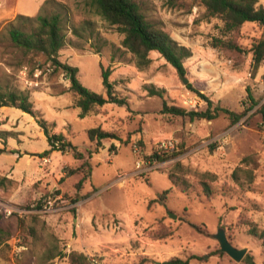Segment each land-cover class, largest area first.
I'll list each match as a JSON object with an SVG mask.
<instances>
[{"label": "rangeland", "instance_id": "1", "mask_svg": "<svg viewBox=\"0 0 264 264\" xmlns=\"http://www.w3.org/2000/svg\"><path fill=\"white\" fill-rule=\"evenodd\" d=\"M44 1L0 0V33L17 15L35 17ZM56 1L67 7L76 27L80 29L83 21H89L93 31L91 36L86 31L77 38L68 29L58 60L77 65L79 82L103 97L101 66L109 69L116 94L131 99L133 106L128 102L127 107L106 104L80 117L70 94L54 101L68 105L63 116L46 111L47 99L40 102L45 112L41 117L61 125L66 122L68 127L58 133L85 150V158L87 150L94 151L86 133L91 128H111L123 142L104 140L103 147L92 153L91 175L82 183L81 192L76 190V181L71 185L66 182L74 169L63 162L73 163L74 157L58 151L41 157L49 149L41 136L24 144L22 149L28 155L23 151L19 158L17 153L0 155V227L10 233L9 239L0 243V264H69L66 255L76 250L69 247L75 236L72 223L81 216L80 206L87 215L94 214L101 224L106 223L107 232L118 233L124 228L135 232L121 247L101 244L110 239L108 234L90 232L94 242L101 244L90 254L84 253L92 264H163L171 258L189 259V264H247L243 261L246 256L253 264H264V242L255 235L264 232V125L259 113L264 103V62L253 71L250 53L251 45L264 33L262 28L244 23L225 36L222 21L206 17L205 9L192 0H178L172 7L167 0H134L148 20L159 23L172 39L191 51L184 61L188 81L184 84L156 52L149 55L150 65L138 70L132 55L121 47L123 36L85 11L83 0ZM257 6L264 8V0H257ZM215 39L230 40L242 52L214 48ZM48 67L52 68L42 55L27 63L0 43V88L23 91L29 99L30 91L62 93V86L56 84L59 78L63 83L62 73L48 72ZM145 86L164 90V94L151 96ZM194 95L200 100L198 112L205 110V98L212 108L244 116L233 124L222 112L212 120L192 122L160 113L163 101L189 111L183 101ZM49 126L53 130V124ZM170 141L177 156L161 163L151 161L154 151L172 153L169 147L159 149L161 143ZM170 173L186 178L193 186L180 193L172 188L167 177ZM198 179L211 184L210 199L204 196ZM167 190L164 205L148 207L150 200ZM47 202L51 209H43ZM95 222L93 218L91 225ZM115 223H120L118 228ZM221 228L233 247L246 248L240 262L219 253L213 235ZM149 230L171 236L155 243L144 238Z\"/></svg>", "mask_w": 264, "mask_h": 264}, {"label": "trees", "instance_id": "2", "mask_svg": "<svg viewBox=\"0 0 264 264\" xmlns=\"http://www.w3.org/2000/svg\"><path fill=\"white\" fill-rule=\"evenodd\" d=\"M178 0H167L169 6H175ZM205 9L206 17L218 18L223 23L222 32L226 36L237 31L244 23H255L264 31V8L257 6V0H192ZM83 8L104 21L110 26L115 27L116 31L123 36L121 47L132 55L134 65L138 70L147 68L151 59L150 53L156 52L164 61L169 64L178 76L186 75L184 61L191 56V51L185 46L180 45L171 36L163 30L159 23L150 21L146 18L142 8L134 0H83ZM77 38H82L85 32L91 36L93 31L89 21H83L79 29L74 25L70 18L67 7L56 0H45L35 17H27L17 15L15 19L8 23L0 33V43L3 42L6 47L18 53L24 58L25 62H31L32 58L42 55L46 62H49L53 68V72L62 73L70 83V92L74 97V104L80 109V117L92 112L96 107H102L105 104H114L116 106H126V99L120 97L114 91L113 85L109 82V69L101 66L102 87L105 91V97L96 94L84 87L77 79V68L61 63L58 60L60 50L66 45V32ZM212 46L226 51L242 52L240 48L230 40H213ZM253 71H256L260 64L264 62V33L255 41L250 48ZM187 88L191 89L189 84ZM148 94L162 97L164 90H156L153 86H145ZM198 94L197 92H195ZM196 96V95H195ZM202 97V96H200ZM206 108L203 111H186L183 108L169 106L165 101L162 103L160 113L163 115L187 118L192 122L195 120H212L218 112L225 114L231 123L238 122L244 113L235 114L226 109L214 107L205 98ZM251 105L255 106L251 95H249ZM0 107H11L32 117L39 128L42 130L49 149L42 152L41 157L50 155L53 151L64 153L71 151L75 159L83 160L81 166L71 170L69 174H80L81 179L76 184V190H80L82 183L90 178L91 167L88 160L92 153H97L101 147V142L106 139H114L123 142L115 133L105 131L100 126L91 128L87 131V137L94 151H86L85 158L75 146L67 142L61 134H54L50 130L49 124L41 117L39 112L35 110L29 101L28 94L23 91L9 90L8 88H0ZM261 121L264 125V103L259 108ZM0 125L2 122L0 121ZM126 142V141H124ZM6 152V148H0V155ZM176 150L167 155L162 151L152 152L150 159L153 162H165L168 159L177 156ZM85 158V159H84ZM180 167V164H176ZM201 177L212 174L199 173ZM172 187L180 193H187L193 186L186 180L175 174L167 175ZM234 177V173H233ZM198 186L201 188L206 198H211L213 190L211 184L201 179L197 180ZM169 191H164L155 199L148 202V207L152 204L164 205L166 196ZM197 228V227H196ZM264 242V232L255 234ZM171 236L167 232L164 235L157 234L149 230L147 238L152 241H161ZM10 233L0 227V243L9 239ZM219 253L221 251L219 250ZM55 255L52 256V258ZM69 264H92L90 259L75 251H71L66 255ZM243 261L247 264H253L251 258L246 256ZM163 264H189V259L171 258Z\"/></svg>", "mask_w": 264, "mask_h": 264}, {"label": "crops", "instance_id": "3", "mask_svg": "<svg viewBox=\"0 0 264 264\" xmlns=\"http://www.w3.org/2000/svg\"><path fill=\"white\" fill-rule=\"evenodd\" d=\"M67 65L77 68V71H78L77 65H75V66L74 65H70V64H67ZM77 74H78V72H77ZM109 77H110V75H109ZM77 79H78V77H77ZM112 82H114V80L110 82L113 85V88H114V84ZM56 84L62 86V89H63L62 93L59 92V93H55V94H48L47 92L45 93V91H42V93H40L39 91H30L31 97H30L29 101L32 103V105L35 108V110H37L40 113V115L42 114L43 116H45V112L43 113V109H42V107H40L39 104L42 101H46V99H47V101L45 102L46 111L51 112L53 115H58L59 114L60 116H63L64 112L69 108L68 105L66 106V104L64 105V104H60V103H54V101H56V99H59L60 97L62 98V96L64 94L72 95V93L70 92V89H69L70 88V83L69 82L66 83L64 81L62 83L61 79L59 78L57 80ZM43 89L46 90L45 88H43ZM128 89H131V88L128 87ZM114 91L116 92L115 89H114ZM72 97H73V95H72ZM72 99L74 101V97ZM129 100H131V99H129V98L126 99L128 104L130 106H133L132 105L133 104L132 100H131V102H129ZM74 105L75 104L73 102L72 106H74ZM95 109H98V107H96ZM95 109L92 112H94ZM80 112L81 111H79V113ZM92 112H90V113H92ZM44 120L49 125H50V123L53 124L54 128H53V130H51V132L54 133V134H61V133H58L59 130L61 128H64L65 125H67V127H68V124L66 122H64L61 125L55 119H51V120L44 119ZM0 121L4 122V123H2V125H0V148H3V147L6 148V152H4L2 154H5V153H11V154L14 153V154H16L17 153L16 154V158H19V157L22 156L21 155V152L23 151L22 148L24 147V144L26 142H28L29 140H32V138L34 136H41V137L45 138L42 130L39 128V126L37 125L35 120L32 117H30L29 115L21 112L18 109L11 108V107H0ZM100 127L102 128V126H100ZM103 130H105V129H103ZM105 131H109L110 132L111 128L109 130H105ZM6 134H9V135L6 136ZM4 136H6L5 137L6 139L4 141H2V138ZM62 136L67 140V142L70 143V141L67 139L66 136H64V135H62ZM106 140L110 141L109 143L114 142L113 139H106ZM4 143H5V145H4ZM103 143H104V140L101 142V147L100 148L103 147ZM90 146H91V143H90ZM77 150L81 154H82V152H85V150H81L79 148H77ZM23 154L24 155H28L27 151H23ZM52 154H53V152L50 155L52 156ZM62 155L69 156V157L72 156L73 157L71 151H66V152L62 153ZM32 157H35V156L32 155ZM37 160H39V157H37ZM60 160H62V156H61ZM74 160H75V162H73V163H71V161L70 162L69 161H64L63 163L67 164L69 167H72L71 169H76L79 166H81V164L83 162L82 159L79 160V159H75L74 158ZM90 160H91V158L88 160V163H90ZM32 162H35V161L33 160ZM90 175H91V173H90ZM80 179H81V175L80 174H69L68 177H67V181L66 182L68 184L70 183V185H71V183L76 181V184H77ZM79 192H81V191L79 190ZM81 207L82 206H80V210H79L80 211V215H81L80 218L77 217L76 219L75 218L73 219V223H72L73 226L72 227L75 228V230L72 229L71 230V234L74 233L75 236L73 238H71L72 240H71V242L69 244V247L70 246L76 247L75 249L77 250L78 253H82V254H84V253L87 254L88 253V254H90L91 251L96 250L98 248L97 246H100L104 242H106L108 244L111 243L110 246L111 245H117L118 247H121L122 244L129 243V241L133 239V237L135 235V232L133 230H132V232H128L124 228L121 232H118V233L105 231L104 230V224H106V223L101 224L98 216H96L94 214L87 215V211L82 210ZM93 218L95 219L96 222H95V224L91 225V222H92ZM90 232H92L94 234L96 233L98 235L99 234H103V235L104 234H108L110 239H107V240L103 239L105 241H103L100 245H98V242H96V243L94 242V239L92 238L93 235H91ZM144 238H147V237L144 236ZM109 240H110V242H108ZM152 242L156 243V242H160V241H152ZM112 248L113 247H111V249ZM76 250H73V251L76 252Z\"/></svg>", "mask_w": 264, "mask_h": 264}, {"label": "water", "instance_id": "4", "mask_svg": "<svg viewBox=\"0 0 264 264\" xmlns=\"http://www.w3.org/2000/svg\"><path fill=\"white\" fill-rule=\"evenodd\" d=\"M182 81L184 84H187L188 81L182 77ZM170 218L175 219V215L168 213ZM213 239L217 242L219 249L221 252L226 254L229 258H231L235 262H240L242 258L245 256L246 248H235L231 245L228 238L225 235V231L221 228L214 235ZM160 264V263H158Z\"/></svg>", "mask_w": 264, "mask_h": 264}, {"label": "built area", "instance_id": "5", "mask_svg": "<svg viewBox=\"0 0 264 264\" xmlns=\"http://www.w3.org/2000/svg\"><path fill=\"white\" fill-rule=\"evenodd\" d=\"M52 69H53V68L48 67L47 71L49 72V71H51ZM62 77H63V80H64L66 83L69 82L68 79L65 77L64 74H62ZM183 103H184V107H185L186 109H188L189 111H196L197 108L200 106V100H199V99L197 98V96H195V95H194L193 98H192V97H185ZM162 147L165 148V149H168L167 147H169V148L171 149L170 152L174 151L173 142H171V141H170V142H167V143H165V142L161 143V144L159 145V149H161ZM135 149H136V151H137V148H135ZM46 205H47V206H46ZM51 208H52V204H51V202H47V203L43 206V209H51ZM115 224H116V223H115ZM119 225H120V223H117V224L115 225V228H118Z\"/></svg>", "mask_w": 264, "mask_h": 264}]
</instances>
